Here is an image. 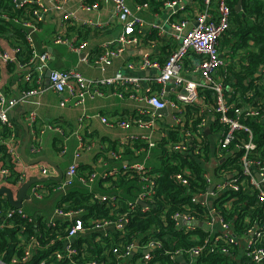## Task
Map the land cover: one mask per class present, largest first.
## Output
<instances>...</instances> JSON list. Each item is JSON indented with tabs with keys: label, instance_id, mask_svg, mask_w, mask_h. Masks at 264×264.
<instances>
[{
	"label": "built area",
	"instance_id": "obj_1",
	"mask_svg": "<svg viewBox=\"0 0 264 264\" xmlns=\"http://www.w3.org/2000/svg\"><path fill=\"white\" fill-rule=\"evenodd\" d=\"M71 0H50L49 7L44 0H13L18 6L29 7L32 10V17L23 22L27 33L25 35L26 42L32 48V57L28 63H20L17 55L21 51L19 46H12L5 41H1L0 48V130L3 126L13 128L9 119V114L17 108L21 102L31 96L41 94L45 88L43 81L45 70L51 59L49 52H40L36 48L35 34L41 29L46 21L48 12L51 8L57 12L65 13V20L72 21V14L66 13V4ZM79 4V9L84 11H93L99 7L97 0H75ZM183 0L167 1L166 4L171 8L177 7ZM113 2V18L123 26L122 34L112 42H105L102 45V51L98 55L94 63L97 66L111 64L114 59L123 55L129 45H139L142 38L138 34L145 21L135 15L128 5L127 0H112ZM234 0H202L195 16L194 25L189 26L190 22L187 18L178 19L172 24L175 31V38L180 41V46L171 51L164 61L154 57L148 53L128 61L127 68L136 71L152 70L155 72L153 77V85L146 88L141 86V79L126 77L122 73H118L113 78L89 79L86 78L77 69L55 70L50 76L49 90L57 94H66L65 102H76V104H84L88 97L95 98L97 96H105V88L108 86H117L116 94L124 99L129 97L135 99L144 105L138 110V113L132 120H125L118 117L102 116L101 121L109 128H117L127 130L131 126H139L147 129L150 133L147 135L132 134L125 141L134 143L138 140H144L149 144L148 149H139L135 151L136 155L145 154L146 158H150L151 148L154 145V136L156 132L161 131L162 137L169 141L167 130L168 125H163L162 115L157 114V110L167 109L173 113V123L170 125L176 132L182 133L178 135L177 140H171L167 148L169 157L175 153L186 156H192L198 161L202 168V182L199 185L195 183V173L193 180L192 170L184 168L180 172L174 173L171 178L179 185L188 189V193L193 194V202L201 204L208 208L206 220L202 221L197 216H192L188 212L178 211L173 215L177 224L183 227L187 232L197 231L200 228L203 234L207 235L203 245L191 249L189 261L183 252L178 251L173 258H178L181 264H193L190 258L198 257L204 252L214 254L231 255L234 249H238L242 256L246 258L244 264H264V217L262 219L251 220L250 216H245L242 223L244 228L236 233L233 224L227 222L221 214L220 208L224 210H233L234 207H242L241 202L237 198H229L241 188L250 187L257 195L258 204L264 205V160L261 155H257V145L253 141V132L251 126L244 122V119H256L264 122V101L254 98L247 105L238 106L236 102H229L226 94V85L220 72L229 65V62L221 57V42L223 37L233 25V5ZM70 23V22H69ZM83 26H93L97 29H104L107 24L86 20ZM5 45L2 47V43ZM56 43L68 44L70 49L83 55V59L90 62V55L86 52L88 41L85 38L74 37L70 41L63 35L57 36ZM191 59L189 68L190 72H185L184 66L186 61ZM11 63H16V75L18 83L21 85V93L19 95H10L8 93L3 70L8 69ZM199 74L202 76L203 83H198L189 78L188 75ZM149 81V79L147 80ZM264 81V78H263ZM171 88L169 89V86ZM30 87L25 89L24 87ZM212 90L216 99L214 103L201 102V91ZM172 94L170 99H166L165 95ZM69 104V103H68ZM200 104V105H199ZM189 108H191L189 110ZM214 114L215 120L221 126V130L215 132L213 137L205 135L207 126V114ZM39 116L37 110L27 112L25 121L30 130H33L38 122ZM91 119L90 116L84 115L81 122ZM197 122V123H195ZM56 132L64 133L58 126H50ZM45 130V129H44ZM205 130V131H204ZM37 131V129H36ZM35 131L33 140L30 142L31 151L39 154L41 146L38 133ZM243 133L248 139L240 140L236 143L237 151H242V169L241 173L228 174L220 169V166L228 158L227 150L236 138V133ZM209 142H211V151H209ZM0 144H6L10 153L17 156V163L20 166L21 174L19 182L12 189L8 183L9 169L0 168V189L9 188L18 191L19 188L29 180V174L38 177H47L51 175L50 168L40 165H33L28 169H23L24 159L20 153L19 141L15 139V133L10 137L4 138L0 135ZM93 146H88L84 142H80L75 156L79 158L84 151L91 150ZM234 151H231L233 153ZM113 160L122 161L120 168L110 169L105 177H119L120 174H128L129 172H137L141 175L142 188L136 198V204L140 206L139 212L146 214L152 206L154 196L156 195L157 175L151 173V168H147L145 163L124 162V158L120 152L112 153ZM175 161V158L171 159ZM260 177V179L258 178ZM97 172L90 178L86 179L79 173V163H73L65 172L64 178L59 185L53 188V193L65 194L74 182L91 188L93 180L96 179ZM193 190H192V189ZM195 189V190H194ZM51 191L43 184L37 183L30 190L31 198H45L50 195ZM224 202L220 204L218 200L223 194ZM0 198H6L1 196ZM102 201L113 200L115 197L98 196ZM8 200V199H7ZM9 201V200H8ZM140 202L145 203L142 206ZM246 203V202H245ZM218 205H220L218 207ZM258 205L249 204V210H254ZM264 207V206H263ZM138 209L133 208V213ZM27 217L22 209L12 208L8 211V217L13 215ZM83 210L64 211L55 210V216L68 221L65 227V236L59 239L62 241V249L58 252H50L43 259L37 261V264H58L70 260L69 264H76L73 256L77 255V248L74 246L76 239L86 234L90 229L104 232L106 235L109 228H114L122 232L124 223L128 222V213H113L118 219L115 221L96 219L92 221V226L86 228L81 219ZM264 216V210L262 211ZM5 221H0V228L5 226ZM12 223H10L9 227ZM54 224V223H53ZM24 233V229H23ZM39 236V234H38ZM30 237L26 239L18 236L19 242L15 252L11 254L8 260L2 259L0 256V264H17L19 262L27 263L34 253V249L41 245L40 237ZM159 245L150 241L144 246L138 243L131 244L126 247L125 252L119 255L123 264H151L154 259L153 252ZM47 249V247H46ZM192 256V257H191ZM129 262V263H128ZM85 264H114L106 259H89Z\"/></svg>",
	"mask_w": 264,
	"mask_h": 264
},
{
	"label": "trees",
	"instance_id": "obj_2",
	"mask_svg": "<svg viewBox=\"0 0 264 264\" xmlns=\"http://www.w3.org/2000/svg\"><path fill=\"white\" fill-rule=\"evenodd\" d=\"M239 2H241V10L237 12L235 7ZM232 5L233 25L223 37L221 46H224L225 41L231 43L233 52L243 53V59L240 66L229 64L221 70L220 74L224 78L226 89L231 88V92L226 91L229 102L233 101L238 106H243L252 102L255 97L264 101V0H234ZM31 17L32 10L29 7L18 6L13 0H0V48L1 41L12 46H19L21 51L17 58L20 63H28L33 56L32 48L25 39L27 28L23 25V22ZM251 42L252 44H250ZM16 68V63H11L8 66L9 72L14 73V75H16ZM24 88L30 89L27 86ZM200 96V104L204 101L214 103L216 99L212 90L208 89L202 90ZM244 122L251 126L253 141L257 145L256 153L261 155L262 160H264V122L251 118L244 119ZM215 127L217 131L221 130L218 123ZM164 131L169 134V141L162 137L161 131H158L154 136L156 145L154 150L157 149L159 160L158 165L151 167V173L157 175V192L152 206L146 214H141L139 212L140 206L136 204V198L143 185L141 175L137 172L120 174L117 178L107 176L103 180L101 185L106 188L104 190H112L113 195H108L107 192L103 193L101 190L98 196L108 198L113 196L115 201L109 199L102 201L101 198H97L98 188L95 189L97 191L95 192L94 188L90 190L77 181L63 195L52 192L53 188L60 184L58 181L52 180L43 183L51 191L50 195L45 196V198L54 195L60 196L56 209L64 211L83 210L81 219L86 228H90L92 221L96 219L115 221L118 219L114 215L115 213L129 214V220L124 223L122 232L109 228L105 235L104 232L90 229L86 234L78 237L74 244L78 252L72 257L76 264H85L89 259H106L110 263L123 264L119 255L125 252L127 246L136 243L144 246L150 241L159 245L153 252L154 259L150 261L151 264H181L178 258H173V255L178 251L183 252L189 261L188 252L203 245L207 235L203 234L200 228L194 232H187L177 224L173 215L178 211H185L204 221L207 217L208 208L193 202V194L188 193L187 188L177 184L171 178L174 173L188 168L193 172L190 180H193L195 173V183L200 186L202 168L198 161L190 155L175 153L169 157L168 143L171 140H177L178 135H182V133L174 131L169 125ZM36 132L38 133V130ZM13 133H15L14 127L3 126L0 130V135L4 138L10 137ZM15 139L17 142L19 141L16 134ZM243 139L247 140L248 136L240 132L236 133L235 140L227 150L228 158L220 166V169L228 174L241 173L243 154L242 151L236 150L235 145ZM60 143L61 141L58 140V143L55 144L58 151L62 150L59 148ZM211 145L209 142V151H211ZM148 148L149 144L144 140H138L122 145V149L119 150L123 158L133 156L144 159L145 154L136 155L134 149ZM154 150L153 154L155 153ZM231 151L234 152L231 153ZM103 156L104 160L107 161L109 155L104 153ZM172 158H175V161H172ZM148 165H150V160L145 164L147 168H150ZM0 168L9 169L8 183L15 187L19 182L21 169L17 163V156L10 153L6 144H0ZM97 169L95 164H79V173L86 179L90 178ZM225 196L228 195L224 193L218 200L220 204L224 202ZM229 198H237L235 202H241L243 206L234 207L233 210H224L219 207L220 205L218 207L225 220L233 224L236 233L244 228L242 221L245 216H250L252 221L264 217L262 215L264 205L258 204L257 195L250 187L241 188ZM249 204L258 205V207L249 210ZM12 208L6 198H0V221H5V226L0 228V256H3L2 259L8 260L11 254L15 252L19 242L18 236L28 239L37 237L39 234L38 238L41 236V245L34 249L32 258L27 263L19 262L17 264H37V261L43 259L48 253L58 252L62 249V241L59 238L65 236V227L69 224L68 221L65 223V220L60 217L47 221L38 214H29L27 217L15 214L8 217V211ZM133 208L138 209V211L133 213ZM10 223H12V227H9ZM190 260L194 262L193 264H244L246 258L238 249H234L231 255L204 252V254L190 258ZM69 263L70 260L68 259L58 264Z\"/></svg>",
	"mask_w": 264,
	"mask_h": 264
},
{
	"label": "crops",
	"instance_id": "obj_3",
	"mask_svg": "<svg viewBox=\"0 0 264 264\" xmlns=\"http://www.w3.org/2000/svg\"><path fill=\"white\" fill-rule=\"evenodd\" d=\"M97 1L99 2V7L90 12L80 10L77 1H69L66 4V13L72 14V21L68 22L65 20V11L57 12L51 8L48 12L46 21L35 34L37 50L51 54L43 81V86L47 89L39 95H31L25 98L17 108L11 111L9 119L14 127L16 136L19 137L20 153L23 144L28 139L25 153L29 159L45 156L55 162L63 170L64 174L76 162L84 165L95 164L98 168L96 171L97 177L93 180L90 190L94 188L95 191L98 188L99 193L97 195L100 194L101 190H103V193L107 192L106 194L113 195L112 190H104L106 188L101 185L110 169L120 168L123 165L122 161L113 160L112 153L121 152L119 149H122V145L128 144L125 140L130 135H147L150 132L139 126H131L127 130L109 128L101 121V117L109 116L132 120L144 104L129 97L120 98L116 94L117 86L112 85L104 89L106 92L105 96L88 97L84 104L77 105L74 101H70L68 104L65 102L66 94L61 95L49 90L50 77L47 78V73L49 70L77 69L86 78L94 80L113 78L118 73H122L126 77L141 79L143 88L150 84L154 86V71L130 70L127 68L128 61L137 59L145 53L164 61L171 51L180 46V41L175 38L172 24L177 22L178 19L187 18L190 22L189 26L194 25L195 16L201 1L183 0L177 7L171 8L166 4L167 1L171 0H127L133 13L145 21V25L138 32L142 42L139 45H129L121 57L114 59L111 64H104L103 66H97L94 60L100 55L103 43L112 42L122 34L123 26L112 16V0ZM44 2L51 7L50 0H44ZM86 20L102 22L107 24V27L97 29L93 26H86L85 28L83 23ZM60 35H63L69 41L74 37H84L88 41L86 52L90 55V62L85 61L83 55L73 52L68 44L56 43L55 39ZM224 43L220 51L221 57L228 61L230 65L240 66L243 53L233 52L231 43L226 41ZM4 45L5 42L2 43V47ZM190 64L193 65L194 62L192 63L191 59H188L186 66H184L185 72H190V69L187 68ZM3 76L6 80L8 93L10 95H19L22 87L15 78L14 73L9 72V69H4ZM188 76L198 83H203L202 76L199 74ZM148 79L149 81H147ZM47 80H49V84L45 83ZM170 88L171 85L169 86ZM228 90L231 92V88H228ZM170 96L172 94L169 93L165 95V98L170 99ZM30 110L38 111L39 119L34 127V134L36 129L40 130L38 133L41 146L39 154L33 153L30 148V142L33 140L34 134L25 121L26 114ZM84 115L90 116L91 119L81 122V118ZM162 117L164 120L163 125L170 126L173 123L171 110H168V113L162 115ZM205 118L208 124L205 128L206 131H204L205 135L210 138L213 137L217 122L213 113L207 114ZM50 126H58L64 133L49 129L48 127ZM58 140L61 141L59 145V148L62 149L61 151L56 150L55 147ZM81 141L93 147L91 150L82 152L81 156L77 158L75 154ZM154 147H156L155 143L150 147V158L144 157L143 159V157L132 156L124 158V162L147 164V161L150 160V165L148 166L150 168L154 167L158 165L159 160V153L157 149L154 150ZM153 150L154 154L152 153ZM104 153L109 155L107 161L103 158ZM23 162V169L33 166L25 162V160ZM37 165L38 167L44 165L50 168V176H58L56 169L48 163H39ZM29 175V179L37 176L32 173ZM105 186L108 187V185ZM12 189L15 190L16 187H12ZM14 192L16 193V191ZM59 199L60 196L56 197L55 195L42 199L32 197L29 201L24 202L21 209L28 215L38 214L44 217L45 220L51 221L56 218L55 210Z\"/></svg>",
	"mask_w": 264,
	"mask_h": 264
},
{
	"label": "water",
	"instance_id": "obj_4",
	"mask_svg": "<svg viewBox=\"0 0 264 264\" xmlns=\"http://www.w3.org/2000/svg\"><path fill=\"white\" fill-rule=\"evenodd\" d=\"M235 10L237 12H240L241 2L238 3V5L235 7ZM52 71L53 70L48 71L47 78H49L51 76ZM45 83L49 84V80H47ZM167 113H168L167 109L157 110L158 115H165ZM27 143H28V139L26 140V142L23 144V146L21 148V154H22V157L25 160V162H27L30 165H37L39 163H48L49 165H51L53 168L56 169L58 176H56V177L55 176L54 177H52V176H47V177L33 176L28 181H26L19 188V190L16 191V193L9 188H1L0 189V197L6 196L7 199L9 200L11 206L16 208V209H21L23 207L24 202L29 201L31 199L30 190H31L33 185H35L37 183H45L47 181H52V180L60 182L64 178L63 170L61 168H59L58 165L55 162H53L52 160H50L49 158H47L45 156H40L36 159H29V157L25 153ZM258 178L260 179L259 176H258ZM140 204H142V206H145V203L140 202Z\"/></svg>",
	"mask_w": 264,
	"mask_h": 264
}]
</instances>
